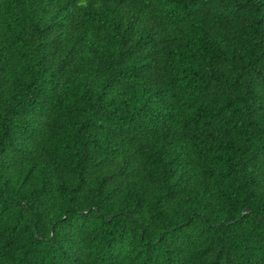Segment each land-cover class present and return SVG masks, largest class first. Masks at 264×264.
Listing matches in <instances>:
<instances>
[{
	"label": "trees",
	"instance_id": "1",
	"mask_svg": "<svg viewBox=\"0 0 264 264\" xmlns=\"http://www.w3.org/2000/svg\"><path fill=\"white\" fill-rule=\"evenodd\" d=\"M0 264H264V0H0Z\"/></svg>",
	"mask_w": 264,
	"mask_h": 264
}]
</instances>
